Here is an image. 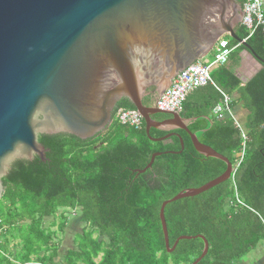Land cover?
I'll return each instance as SVG.
<instances>
[{
	"label": "trees",
	"instance_id": "16d2710c",
	"mask_svg": "<svg viewBox=\"0 0 264 264\" xmlns=\"http://www.w3.org/2000/svg\"><path fill=\"white\" fill-rule=\"evenodd\" d=\"M236 1L242 7L247 2ZM237 36L247 38L242 27ZM228 39L230 48L238 47ZM247 44L264 61L263 29ZM244 50L240 46L233 51L234 65ZM211 77L216 87L192 93L181 115L197 119L189 125L191 133L237 169L228 182L167 206L165 219L170 248L180 237L202 236L209 252L199 264H236L264 247V66L247 84L236 77L234 66L213 68ZM222 93L231 96L234 119L213 114ZM240 105L248 113L243 124L233 113ZM119 109L135 110L127 100L118 104L114 116ZM167 134L152 130L150 136L160 139ZM178 134L183 152L177 138L153 143L144 123L135 130L115 118L105 133L87 141L39 136L46 161L18 160L2 179L0 264H193L204 242L182 241L169 254L160 209L178 194L217 179L226 165L200 156L190 137ZM156 153L163 155L150 170L134 173L144 170ZM72 213L82 229L74 247L62 254L61 238ZM46 219L54 221L45 227Z\"/></svg>",
	"mask_w": 264,
	"mask_h": 264
},
{
	"label": "water",
	"instance_id": "95a60500",
	"mask_svg": "<svg viewBox=\"0 0 264 264\" xmlns=\"http://www.w3.org/2000/svg\"><path fill=\"white\" fill-rule=\"evenodd\" d=\"M243 15L236 0H0V201L2 179L14 162L46 161L39 136L94 139L112 126L118 104L127 100L153 143L177 138L183 152L178 132H184L200 156L226 165L223 175L160 209L168 253L182 241L200 239L203 253L193 263L199 264L209 252L208 241L183 236L170 248L165 210L228 182L235 167L191 133L189 125L197 119L145 100L154 95L157 103L181 72L208 57L226 36L244 47L261 71L264 61L237 36ZM152 130L168 134L154 139ZM162 155L154 154L134 173L144 174Z\"/></svg>",
	"mask_w": 264,
	"mask_h": 264
},
{
	"label": "built area",
	"instance_id": "2783aa9c",
	"mask_svg": "<svg viewBox=\"0 0 264 264\" xmlns=\"http://www.w3.org/2000/svg\"><path fill=\"white\" fill-rule=\"evenodd\" d=\"M242 10L244 15L241 27L247 34V38L244 39V42H247L258 29H263L264 31V0H247ZM231 54L232 50L229 49L228 41L221 40L214 51V61L209 65H205L203 61H198L181 72L173 80L171 87L159 98L155 105L156 108L168 113L181 114L184 103L192 93L209 85L216 87L211 77V70L215 67L227 66ZM231 104V96L222 93V101L214 109L213 114L218 118H221L222 115H227L234 119L231 112ZM114 118L121 126L135 130H140L143 123L140 114L136 110L119 109L115 113ZM245 148L244 144L241 160L244 157Z\"/></svg>",
	"mask_w": 264,
	"mask_h": 264
},
{
	"label": "crops",
	"instance_id": "0c3cea01",
	"mask_svg": "<svg viewBox=\"0 0 264 264\" xmlns=\"http://www.w3.org/2000/svg\"><path fill=\"white\" fill-rule=\"evenodd\" d=\"M205 59H203L202 61H204ZM230 66H234V73L237 78L239 77L238 79H240L242 83L245 80H248V82H250L260 71L258 64L252 58H250V56L245 52H241L237 64L234 65L233 63H231ZM256 72L257 74H255ZM233 113L237 117L238 121L241 122L242 124L246 121L247 116H248V113L242 108L241 105L236 107L233 110ZM251 254H252V259H254L253 264H264V260H263L264 259V247L263 246L259 247L255 251H252ZM243 260L244 262L245 261L247 262V258H243ZM240 262L241 261L237 262L236 264L244 263V262L243 263H240Z\"/></svg>",
	"mask_w": 264,
	"mask_h": 264
},
{
	"label": "rangeland",
	"instance_id": "374dc122",
	"mask_svg": "<svg viewBox=\"0 0 264 264\" xmlns=\"http://www.w3.org/2000/svg\"><path fill=\"white\" fill-rule=\"evenodd\" d=\"M226 38H227V40H229L228 36ZM213 61H214V53H211L203 62L205 65H209ZM231 63H232V61H230V63L227 65V67L230 66ZM215 68H217V67H215ZM234 167H236V166H234ZM75 216L76 215L74 213H72L68 216L69 221H68V224L66 226L67 228L64 232V236L61 238L62 239V245H61V247H62L61 253L62 254H65V252L67 250L72 249L74 247V242H73L74 237L77 233L81 232L82 227L80 226L81 228L80 227H79L80 229L78 228V222L79 221L77 220V218ZM53 221H54L53 219H46L45 220V227H48ZM56 222H58V221H56ZM244 258H247V262L246 261L244 262V260L241 259L240 263L244 262L243 264H247L248 262H250L248 264H251V263L253 264L254 259H252L251 253L248 254L247 256H245Z\"/></svg>",
	"mask_w": 264,
	"mask_h": 264
},
{
	"label": "flooded vegetation",
	"instance_id": "af4514ba",
	"mask_svg": "<svg viewBox=\"0 0 264 264\" xmlns=\"http://www.w3.org/2000/svg\"><path fill=\"white\" fill-rule=\"evenodd\" d=\"M149 93H151V92H149ZM145 103L148 106L149 105L152 106V107L155 106L156 105V99H155L154 95H150V97L147 100H145ZM154 119L159 121V122L163 120L160 117H155ZM113 120H114V117H113Z\"/></svg>",
	"mask_w": 264,
	"mask_h": 264
},
{
	"label": "clouds",
	"instance_id": "9594fccd",
	"mask_svg": "<svg viewBox=\"0 0 264 264\" xmlns=\"http://www.w3.org/2000/svg\"><path fill=\"white\" fill-rule=\"evenodd\" d=\"M242 9H243V7H242ZM242 12H243V10H242ZM241 22H242V21H241ZM240 27H241V24H240ZM240 27H239V28H240ZM226 37H227V36H226ZM226 37H223V38H220V39H219V41L217 42V44H216L215 48L213 49L212 53H214V51H215L216 48H217V45L219 44V42H220L221 40L228 41ZM251 38H252V37H251ZM251 38H250V39H251ZM243 41H244V40H243ZM228 43H229V49L232 50V53H233V51H234L237 47H236V48H230V42L228 41ZM237 44H238V43H237ZM238 46H239V44H238ZM240 46H241V45H240ZM244 51H245V50H244ZM244 51H243V52H244ZM231 55H232V54H231ZM230 57H231V56H230ZM201 61H202V60H201ZM229 62H230V58H229ZM228 64H229V63H228ZM235 168H236V167H235ZM236 169H237V168H236ZM236 169H235V170H236ZM234 174H235V171H234ZM234 174H233V175H234Z\"/></svg>",
	"mask_w": 264,
	"mask_h": 264
}]
</instances>
